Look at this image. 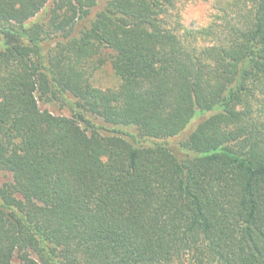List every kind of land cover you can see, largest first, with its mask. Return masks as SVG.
Wrapping results in <instances>:
<instances>
[{
    "label": "trees",
    "instance_id": "obj_1",
    "mask_svg": "<svg viewBox=\"0 0 264 264\" xmlns=\"http://www.w3.org/2000/svg\"><path fill=\"white\" fill-rule=\"evenodd\" d=\"M49 1L0 0V264H264V0Z\"/></svg>",
    "mask_w": 264,
    "mask_h": 264
},
{
    "label": "rangeland",
    "instance_id": "obj_2",
    "mask_svg": "<svg viewBox=\"0 0 264 264\" xmlns=\"http://www.w3.org/2000/svg\"><path fill=\"white\" fill-rule=\"evenodd\" d=\"M175 8L170 10L168 16L170 22L176 21L177 18L185 26L190 27H203L212 23L217 16L218 11L216 9L217 0H176ZM194 1V2H192ZM54 5V0H50L45 8L33 18L31 21L45 18L50 13L51 8ZM48 18V16H47ZM212 42H201V45L209 46ZM93 81L96 87L104 91L120 92L122 90V82L115 75L109 63L105 64L102 68L94 73ZM257 90L254 92V96L247 101V105L252 107L253 113L258 114V110L264 101V82L257 85ZM260 105V106H259ZM41 109L52 111L56 115H68L65 111H59L55 107L41 104ZM244 109V107H242ZM11 180V175L0 171V183H6Z\"/></svg>",
    "mask_w": 264,
    "mask_h": 264
}]
</instances>
